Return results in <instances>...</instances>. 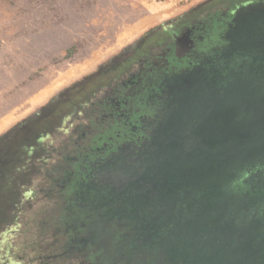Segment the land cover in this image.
Returning a JSON list of instances; mask_svg holds the SVG:
<instances>
[{
    "label": "flooded vegetation",
    "instance_id": "flooded-vegetation-1",
    "mask_svg": "<svg viewBox=\"0 0 264 264\" xmlns=\"http://www.w3.org/2000/svg\"><path fill=\"white\" fill-rule=\"evenodd\" d=\"M202 9L140 36L0 136V264H264V230L252 209L245 227L235 212L212 215L220 179L217 187L193 181L189 166L179 179L159 174L182 100L189 102L183 143L206 153L198 162L205 168L204 138L226 135V76L236 105L238 79L250 71L242 67L251 64L247 54L231 50L235 19L225 13L203 25L192 18ZM183 34L189 49L176 44ZM252 85L244 117L254 123L264 121L257 92L264 84ZM237 118L229 122L235 135ZM213 153L219 161L225 155L221 146ZM180 183L190 194L184 201L170 194Z\"/></svg>",
    "mask_w": 264,
    "mask_h": 264
},
{
    "label": "rangeland",
    "instance_id": "rangeland-1",
    "mask_svg": "<svg viewBox=\"0 0 264 264\" xmlns=\"http://www.w3.org/2000/svg\"><path fill=\"white\" fill-rule=\"evenodd\" d=\"M211 1L0 0V103L11 100L0 114L9 110L16 119L6 132L136 38L167 27ZM139 20L144 29L132 38V25ZM9 199L2 202L4 207ZM9 242L7 234L2 247Z\"/></svg>",
    "mask_w": 264,
    "mask_h": 264
},
{
    "label": "water",
    "instance_id": "water-1",
    "mask_svg": "<svg viewBox=\"0 0 264 264\" xmlns=\"http://www.w3.org/2000/svg\"><path fill=\"white\" fill-rule=\"evenodd\" d=\"M239 20L242 25L236 31L238 41L253 46L264 45V8L252 9L250 14L243 15ZM188 36L175 35L176 44L183 43L189 49ZM184 52L185 50H181L180 47L176 50L178 57H182ZM245 99L246 96L243 94L237 106L233 103L236 109L229 103L230 105H225L222 111L226 122V134L233 130L229 122L233 120L234 115H238L236 126L238 134L227 135L219 142L211 133L203 141L208 154L214 151L217 153L219 146L225 152L232 150V153L223 155L220 161L218 157L209 155L210 161L205 168L198 161L192 162L189 166L190 178H193V181L205 179L209 185L216 187L219 186V179L221 180V201L211 209L212 215L235 212L240 215L241 225L245 227L249 225L247 216H250L252 209L254 215L258 217L254 225L264 230V220L261 221L264 216V121L251 123L244 117V114L249 112ZM184 168L183 166L174 169V173L186 177L187 169ZM203 168L206 171H203Z\"/></svg>",
    "mask_w": 264,
    "mask_h": 264
},
{
    "label": "trees",
    "instance_id": "trees-1",
    "mask_svg": "<svg viewBox=\"0 0 264 264\" xmlns=\"http://www.w3.org/2000/svg\"><path fill=\"white\" fill-rule=\"evenodd\" d=\"M158 1H166V0H158ZM246 0H212L210 4L206 5L205 8H203L199 13L194 14L192 18L198 19L203 25H210L212 20L218 21L219 18H222L225 13H229L228 19H232L236 21V26L234 29H232L230 35L233 40V51H241V55L247 54V57L250 58L251 64L249 65L242 64V67L247 66V68L253 70V72L250 74L249 72L243 71L238 79V84L242 87V93L245 94L247 91V88L253 86L252 84L258 85L260 87V84H264V45H249L244 44L238 41V33L236 32L238 29L241 28V21L239 20L243 15L246 16L251 13L252 9H262L264 8V0L256 3L247 4L245 3ZM252 23V21H251ZM253 24V23H252ZM259 26L260 24L257 23ZM255 26V25H254ZM148 33V32H147ZM223 36V35H222ZM226 39V38H224ZM71 54V51L68 52V55ZM253 66V67H252ZM252 67V68H251ZM228 74L226 76V82H225V105H230L229 101V94L231 90L234 88L233 79ZM245 91V92H244ZM258 95H264V89L259 88L258 89ZM238 100H236L237 102ZM240 103V102H239ZM236 103L235 106L239 104ZM220 107L217 106V109ZM213 107H211L210 113L213 111ZM188 114L189 115V102L187 100H182V102L179 105V109L175 114V117H173V127L171 128L172 131L169 132L167 137V146L163 148L162 155L160 157V161L158 162V168L159 174H162L163 178H167L170 175H173V179H179L182 178V176L177 175L174 173V169H177L181 166H190L192 162H200L203 158L206 157V153L204 151L196 150L195 148L189 149L185 146L184 137L185 133L183 132L186 128V120L184 116ZM197 124V123H196ZM227 135H235L234 132H228ZM213 134V133H212ZM200 136V135H195ZM217 138V140H221L223 138H220L217 135H214ZM183 143V144H182ZM237 151V150H234ZM232 150H229L225 152V154H231ZM211 156H216L215 153L210 152ZM184 168V169H185ZM179 186L174 187V191H172L171 197L177 198L178 201H184L187 200L190 194L187 192V187L185 188L184 183L178 184ZM185 188V189H184ZM203 203L201 201L192 200V209L199 210ZM186 209V208H185Z\"/></svg>",
    "mask_w": 264,
    "mask_h": 264
},
{
    "label": "crops",
    "instance_id": "crops-1",
    "mask_svg": "<svg viewBox=\"0 0 264 264\" xmlns=\"http://www.w3.org/2000/svg\"><path fill=\"white\" fill-rule=\"evenodd\" d=\"M149 17V16H146ZM145 18V17H144ZM143 21V20H142ZM141 20L137 21L136 26L132 25L133 27H135L134 29H132L130 31V33H132L131 37H139L140 33L143 31L144 29V24ZM137 39V38H136ZM135 39V40H136ZM133 40V41H135ZM132 41V42H133ZM10 98L7 99L5 101L4 104L0 103V112H1V107H5L10 103ZM25 102H27V99L25 100ZM17 105H14L13 108H16ZM13 110V109H12ZM10 111L8 110L7 112L1 113L0 114V135H2L3 133H5L7 130H9L15 123H16V119H12L10 117Z\"/></svg>",
    "mask_w": 264,
    "mask_h": 264
}]
</instances>
